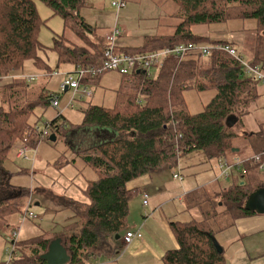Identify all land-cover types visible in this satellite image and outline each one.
Here are the masks:
<instances>
[{
	"label": "trees",
	"instance_id": "1",
	"mask_svg": "<svg viewBox=\"0 0 264 264\" xmlns=\"http://www.w3.org/2000/svg\"><path fill=\"white\" fill-rule=\"evenodd\" d=\"M42 1L64 21V34L55 35L50 48L39 39L44 22L36 0H0V80L12 78L0 86V235L7 233L10 255L1 264H48L41 255L57 238H62L70 253L68 264H87L92 257L112 258L122 250L120 240L128 230L130 204L141 192L132 183L167 165H177L192 151H202L209 160L220 162L227 158L234 138L239 136L235 129L243 128L245 116L261 95L257 89L260 82L245 73L236 57L220 48L226 44L236 47L232 42L211 40L210 36L194 32L192 27L233 18H254L259 33L247 60L264 64V0H167L176 7L174 13L181 12L182 20L174 32L153 34L141 45L122 47L120 53L129 55L161 52L167 47L189 43L212 48L207 56L193 51L186 55L196 56L193 59L179 63L170 58L164 65L152 64L149 71L133 69L121 74L114 70L122 76L121 85L115 89V105H85L79 128L95 127L94 131L105 128L118 134L109 141L76 151L83 165L90 166L95 173V178H86L83 190L86 201L56 196L51 190L38 187H21L15 193L5 186L11 174H15L9 167L22 148H27V156L40 142L56 144L70 130L65 122L58 123L62 117L58 110L55 118L45 122L44 129L30 121L36 108H54L51 99L57 94L50 87H36L22 78L26 62L38 70L44 69L42 73L60 70L63 64L87 70L73 97L79 95L81 102L86 95L83 90L97 85L103 72L110 71L101 66L106 47L90 37L104 38V35L81 15L85 0ZM67 34L73 37H64ZM49 50L57 54L56 66L48 64ZM238 54L241 55L239 51ZM41 64L44 68H40ZM190 91L213 95L201 111L192 113L186 99ZM93 94L94 88L92 95L86 96ZM70 99L67 106L73 107L68 104ZM230 116L238 118L232 128L228 123ZM45 132L49 134L44 135ZM50 132L56 135L54 141L50 140ZM246 138L254 146L255 154L264 151L261 132L249 133ZM76 161L70 160L74 165ZM76 167L84 176L83 169ZM234 172L238 173V179L233 178L227 187L208 190L203 186L186 196V207L193 212L192 217L169 221L178 247L166 251L163 264H228L224 246L221 245L220 253L213 237L233 227L236 219L257 214L246 210L245 203L251 193L264 187V156L258 162L242 161L232 168L231 176ZM16 174L28 175L29 168L20 167ZM40 190L46 200L73 214L58 231H45L34 239L19 240L16 233L19 227L12 225L11 216L21 212L22 218L31 211L28 200Z\"/></svg>",
	"mask_w": 264,
	"mask_h": 264
},
{
	"label": "rangeland",
	"instance_id": "2",
	"mask_svg": "<svg viewBox=\"0 0 264 264\" xmlns=\"http://www.w3.org/2000/svg\"><path fill=\"white\" fill-rule=\"evenodd\" d=\"M112 0H102V4L104 6L105 12L103 13H91L93 18H91V15L88 16L89 20L93 19V24L95 26H100L98 29V33L100 35H104V38H100V36H97L96 38L90 35L92 37L91 39L96 41L97 39L100 40L99 45L103 44L104 47L110 46L111 41L108 39L109 33L112 32L113 28L117 26L120 30V36L118 35L117 41H115V49L116 53H120L122 50V47H131V46H138L143 43H145L149 38L150 35L153 34H171L174 32L176 26L181 22V12L179 10L178 15L174 12H176V7L167 0H125V6L118 10L111 4ZM85 6L81 9V15L84 16V14H87V9L89 8V5H93L91 2H88V0H85ZM38 12L40 14V17L42 18L44 24L40 28V34L39 39L41 43L46 47H52L53 45V37L55 35H60L64 32V21L61 18V16L54 15L51 8L48 6V4L42 0H36ZM89 4V5H88ZM176 5V4H175ZM179 16V17H178ZM98 28V27H97ZM192 30L196 33L203 34L210 36L211 40L215 39H225L229 42H232L234 44L238 51L241 53V55L244 57L246 61L250 58L252 49H254L253 45L256 43L255 38L257 37V22L254 18H233L225 22H216L211 24H202V25H195L192 27ZM70 32V31H69ZM109 32V33H106ZM72 33V32H71ZM259 33V32H258ZM64 34V33H63ZM73 34V33H72ZM64 35V37H73ZM121 39H127L131 45L122 46L124 44H128L126 41L122 45L118 43ZM133 42V43H132ZM103 47V48H104ZM174 47V46H173ZM205 47H197L192 48L191 52L193 51H199L198 53L193 54H199L202 52L204 56H207L211 53L212 47H207V51H204ZM106 50V48H105ZM166 52L162 54V57L157 58H150L149 60L152 62L150 65L155 64L156 65H164L167 61V59L173 58L174 60L178 61L179 63L181 61H187L190 58H195L196 56L191 55L189 57L188 54L185 59L179 60L177 57L175 48H168L165 49ZM50 51V50H49ZM148 52L141 53V55H147ZM46 60L45 56H43ZM145 59V56L143 57ZM250 62V61H249ZM254 63V62H253ZM256 64V63H255ZM40 68H44V65L41 64ZM46 69V68H45ZM75 69V66L70 64H63L60 67L61 71H73ZM44 71V69H42ZM155 69H152L154 71ZM42 71V72H43ZM59 71V70H58ZM154 73V72H153ZM36 80L32 81L33 86H41L42 84L45 85V80L42 77L37 76L35 78ZM47 82H52L49 85H46V88H51L54 92H56L57 95H60L62 97L63 101L67 99V94L63 92V90L58 87L57 78H50ZM122 82V76L121 74L115 72V71H106L103 72L101 79L97 85L89 86L90 88H94V95L93 97H87L81 102L78 97L79 95H76V97L73 99V107H67L62 108L60 113L62 114V117L58 119V123L65 122V125L69 126V132L77 133L78 135L84 136V133H81L82 131H94L93 128H79V125L82 122V116L79 113L82 106H85L87 104L84 103H92V104H98L106 107H113L116 102V94L114 93V89L119 87ZM1 84V81H0ZM212 91L211 89H209ZM208 94V93H207ZM198 94L196 91H190L186 95L187 103L189 105V110H199L201 108L200 104L201 101L198 97ZM68 97H71V94L68 95ZM261 100H263V105L259 106L253 111L252 113V120L251 116H247L248 121L251 122V124H256V126H259L260 124L256 121H264V92L261 96ZM62 104V102H61ZM56 109L53 108H43L38 107L35 109L34 114L31 116L30 121L32 123H37L40 128H45V122L48 118H54L56 116ZM243 112H246V109L243 108ZM65 119L67 121H65ZM68 122V124H67ZM75 127H72V126ZM90 129V130H86ZM236 132L238 131L239 135H241L242 128L239 126L235 129ZM99 134L101 133V129L98 130ZM111 134V132H110ZM109 134V135H110ZM88 136H93V134L90 132ZM242 136V135H241ZM239 137V136H238ZM106 138V137H102ZM246 138V137H245ZM81 139V138H80ZM242 138H234L232 142V148L228 151L229 159L233 160V149L234 145H240L244 141L241 140ZM248 146L250 145V140L246 139ZM75 144L69 143V145L66 144V140H64L63 137L59 138L57 143L58 146L61 147L60 150L63 152V155L70 159L71 152L73 151V148H77V145L80 144V140L77 139L74 141ZM245 143V142H244ZM86 147V146H85ZM83 147V148H85ZM58 149V148H57ZM74 152V151H73ZM75 153V152H74ZM253 153V150H251V147L244 148L242 152L239 154L240 156H247ZM78 162L76 163L79 165V168L83 169L84 176H80V179H85V177L89 179L95 178V173L90 168V166L83 165L82 160L76 155L75 156ZM253 156L245 157V159L240 160L246 161L252 159ZM182 159V158H181ZM180 161V167L179 172L183 176L184 179H189L191 177H196V179H200L201 175L205 170L212 171V166L210 167L207 165L204 161V159H197L196 157L193 159V164L191 163H185L183 164L182 160ZM32 158H21L16 159L14 162L10 165V170L13 171L15 174H12L11 181L16 182L17 179H20L24 182H21V185H27L29 187H34V182L32 175H20L16 174V172L19 170L17 169L18 166H23L26 168L31 169V166H28L29 163H31ZM230 163H234L235 161ZM18 165V166H17ZM15 166L16 169H15ZM209 167V169H208ZM193 168L195 171H193ZM57 170L54 171L53 167L50 170V176L48 182L51 180L50 186L55 189H59L61 187V184L64 180V177L66 176L63 173H60V167L56 168ZM192 172L195 174L192 175ZM170 180H172V187H169L168 190L172 191L174 193L178 192V188L176 187L178 184L181 183L182 180L178 179L175 180L172 175H170ZM231 177V176H230ZM38 180V175L34 177ZM233 181L232 178L227 180H222V185H229ZM86 182V180H85ZM85 184V183H84ZM203 186L197 188L198 190L201 189ZM208 187V190L212 187L210 185H206ZM213 189V188H212ZM217 188L216 190H219ZM170 195L168 197H165L164 200H169L166 203H163L161 206V209L158 210V216H156L157 211H155V218L152 217V214L154 213V210H149L148 213L151 214V219L148 221L149 223V229L150 234L153 236V238L160 244L162 248H170L173 249L176 247V244L174 242V245H170L171 240L168 239L167 233H166V226L164 227L162 225L163 219L162 215L165 214L166 218L168 219V216H171L172 218L175 216V214H178L182 209L183 205L181 202H178L176 200H172L174 198H177V194L169 193ZM75 198H78L80 200L86 201V195L80 193ZM30 203V206L28 210L33 211L35 214L38 215L37 219H26L25 221L21 222V212H15L11 216V223L15 228L19 227V229L16 231L18 234L19 240H27V239H34L38 237L39 235L43 234L45 231H58L60 230L61 226L63 224H66L70 219L69 217L73 214L70 210H64L61 209L60 211H56L53 208L49 207L47 204L40 203L39 205H36L38 203V199L36 197H33V200H28ZM134 205L137 206V208L142 213L143 210H147V208H144L141 205V202H138V198H135ZM34 202V203H33ZM146 207H149L148 205H145ZM49 207V208H48ZM150 208V207H149ZM188 212V214L182 219H190L192 217L193 212L190 208H187L185 210ZM149 217V218H150ZM180 218V217H179ZM141 223L145 220L142 215L140 216ZM161 220V222L159 221ZM169 220V219H168ZM155 221V222H153ZM138 226V225H137ZM144 228L147 231V226L143 225ZM143 228V229H144ZM145 234V232H144ZM149 234V233H148ZM220 232L217 234L219 235ZM118 236L117 238H119ZM7 233L0 235V263L7 262L9 260L8 253H7V246L5 248V253L3 256L2 249H3V242L1 239L5 240V243L7 244ZM219 238V237H218ZM218 240V239H217ZM221 241V239L219 238ZM219 242V241H218ZM221 245L225 246V257L229 264H264V233L261 235H254V236H246V237H240L238 239H234L232 244H228L225 241H221ZM256 245V246H254ZM173 246V247H172ZM233 247V248H232ZM125 247L122 248V250ZM154 248L158 251V246L154 245ZM95 260H99L100 258ZM93 262V260L91 261ZM160 264H163V262H160Z\"/></svg>",
	"mask_w": 264,
	"mask_h": 264
},
{
	"label": "crops",
	"instance_id": "3",
	"mask_svg": "<svg viewBox=\"0 0 264 264\" xmlns=\"http://www.w3.org/2000/svg\"><path fill=\"white\" fill-rule=\"evenodd\" d=\"M88 2H91L93 5L88 4L89 8L87 9V14H84L85 19L88 18L89 15H91V18H93L94 15H92L91 13L95 14V13L105 12L104 6L102 4V0H88ZM86 20H87V22L92 24L94 27H98V29H99L100 26H95L93 24V22H94L93 19L92 20L86 19ZM106 33H108V32H106ZM126 41L128 42V44L122 45ZM118 43L121 44L122 46L131 45L127 39H121L118 41ZM49 54H50V58L48 60V64L50 66H56L57 61H58L57 54L55 52H51V51L49 52ZM52 72L42 73V71L36 69L31 62H26L24 70L21 73V76H22V78H26L28 81H31V82L36 80L35 78L37 76L44 78L45 85L42 84L41 86H36V87H42V86L49 85V83L50 84L52 83V82H47L48 80H50V78H57L58 87L61 88V81L63 80V78L66 76L67 73L72 72V71H70V70H67V71L59 70V74H57V75H52ZM11 80H12V78H9V77L4 78L3 80H0L1 81L0 86H2V84L10 82ZM115 89H114V91H115ZM257 89H258V92L261 93V95L253 103V107H252L251 112L248 115H246L244 118V125L242 128L243 130L241 132L242 136L239 135V137H237L239 139L242 138L241 140H243L245 143L243 142L240 145H234V148H236V149H233L234 156H233L232 161L229 159V156L227 153L226 160L229 163H230V161L233 162V161H236L237 159L242 160V159H245V157L255 155L254 146L251 144V142H250L249 146L251 147V150H253V153L250 155H247V156H240L239 155L244 148L249 147L247 144V141H246V139H248V138H245L249 133L258 134L259 132H261L264 135V121L263 122L262 121H256V123L258 122L260 124L259 126H256V124H251V122L248 121V119H247V116H251V120H252V114H253L252 112L255 111V109L257 107L263 105V100H261V96L263 95V92H264V84L258 83ZM62 90H65V89H62ZM65 91H67L68 94H67L66 100L63 101V99L61 98V102H62L61 107L62 108L68 107L67 102L70 99V97H68V95L71 94V96H73V92H70L69 90H65ZM114 93L116 94V92H114ZM197 93L200 94V95H198V97L201 101V104H200L201 108L199 110H196V111L190 110L192 113H196V112L201 111L203 109L204 105L208 102V100L213 95V93H211V92H197ZM84 104H88V103H84ZM85 107L86 106H82V108L79 112L82 116V120L84 117L82 109H84ZM188 107H189V105H188ZM50 108H52V107L50 106ZM53 109L55 110L56 108H53ZM56 110H58V109H56ZM59 110H61V108ZM56 114H57V111H56ZM51 119L52 118H48L47 120H51ZM237 120H238V118L236 116H230L228 118L229 127L232 128L237 123ZM65 121H67V120L65 119ZM67 124H68V122H67ZM101 130L102 131L100 134H99L98 130H95V131H82L81 133L85 132L84 136L78 135L77 133H72L73 131L69 132V133L66 132L65 135H61L64 138V140H66L67 145H69L70 142L75 144L74 141L77 139L80 140V144L77 145V148L76 149L73 148V151L75 153L73 151L71 152L70 159L63 155V152L60 150L61 147L58 146V143L50 144L46 141H42L39 143L36 150L28 151L27 152L28 157L32 158V161H30L31 163L28 164V166H31V169H29L28 175H32V177L33 176L36 177L38 175V180L33 177V180H35V181H33L34 185H35L34 187H38L40 189H44L47 191L51 190L52 193L56 196H66V197L75 198L74 196H76L80 193H82L84 195L83 190L85 189L86 183H87V182H85L86 177H85V179H80V176H83V175L78 173V169L76 167L77 164L74 165L72 162H70V160L76 159V157H75L77 155L76 151L83 149V147H85V146L87 147L91 144L94 145V143H96V144L103 143V142L109 141L113 138H116L118 136V134L116 132H114V130L105 129V128H103ZM90 132L93 134V136H88ZM110 132H111V134H110ZM237 133H238V131H237ZM51 135H55V133L50 132V136ZM102 137H106V138H102ZM16 157L18 159H21L19 156H16ZM195 157L197 159L203 158L204 159L203 162H205L207 165H209V166L211 165L213 167L212 171H208L206 169L205 172H203L202 175L200 176L201 178L199 180L196 179V177H191L189 179L183 178L181 183L176 186L178 188V192H177L178 194L174 193L172 191H169L168 188L172 187V183H171L172 180H170V178H171L170 175H172V177L175 180L179 179V178L174 177V173L179 172L180 161L175 166L167 165L163 168H160V169L154 171L150 176L142 177L139 180H137L136 182L132 183V186L140 187L141 192H140V195L137 196L138 202H141V205L144 208H147V210L145 209L142 211V213L140 212V210L137 208V206L134 205V203H135L134 200L136 198L135 197L131 201V204H130V214H129V221H128L127 229L128 230H138V229L142 228L143 238L140 240L133 241L128 246H124L123 241L121 239L120 243L122 244L123 247H125L123 250L118 252L112 258H104V257H97L96 258L95 257L96 259L100 258L99 260H95V259H93L94 257H92L87 261V264H160V262H162L163 255L166 253V251L170 250L171 247L170 248H162L160 246V244L150 234L148 221L151 219V217H150L151 214H149L148 211L152 209V210H154L152 217L155 218L156 216H158V210L161 209L162 204L169 201V200L163 201V199L165 197H168L170 195L169 193L177 194V198H174L172 200H176L178 202H181L183 205V209L178 214H175V216L173 218L171 216H168L169 220L166 218L165 214L163 213L162 219H163L164 223H162V225L164 227L166 226L167 237L172 242V243H170V245H174V242H175L176 247H178V243H177V241H176V239H175V237H174V235L170 229L169 221L170 220H184V219H182V217L185 218V216L188 214V212L185 211L187 209V207H186L187 205L185 203L186 196L201 186L210 185V187H212L213 189H217L219 187L221 189V188L225 187V185H222V183H221L222 180H227L230 178L238 179V177H237L238 173L237 172H234L233 175L229 178L221 177L220 176V168H219V164L221 163V161L219 162L218 160H209L202 151L196 150V151H192L190 153H187L186 155H184L182 157L181 160H182L183 164H185V163L193 164V159ZM25 158H27V156ZM76 162H78V160ZM17 166H15V169ZM77 166H79V165H77ZM20 167L21 166H18L17 169H19ZM52 167H53L54 171L57 170L56 169L57 167H60V169H61L60 173L65 172L64 174L66 175L64 177V180H63L61 187L59 189H55V188H52L50 186L51 180L48 182L49 177H51L50 176V170L52 169ZM24 168H26V167H24ZM191 169H193V168H191ZM208 169H209V167H208ZM193 171H195V170L193 169ZM194 174L195 173L192 172V175H194ZM11 177H12V174L6 180V185H5L8 187L9 191H13L16 193L17 190L20 189L21 187L27 186V185H21L20 183L24 182V181H22L20 179H17L16 182H12ZM9 184L12 185V187L9 186ZM41 191H43V190H40L37 193V195L35 196L39 201L38 203H36V205H39L40 203H44V204H47L49 207L53 208L54 210L60 211L61 207L56 205V204H53L49 200H46L40 194ZM144 192L148 193V195H149L148 203H149L150 208L146 207L143 204L142 195ZM75 199H78V198H75ZM30 203L31 202H28V206H30ZM155 211H157L156 216H154ZM141 215L145 219L142 223L140 220ZM159 221L161 222V220H159ZM153 222H155V221H153ZM143 225L148 227L147 231ZM144 232H145V234H144ZM125 233L122 234V237ZM262 233H264V214L257 213L254 215H250V216L241 217V218L236 219L235 225L233 227H230L226 230L221 231L220 234L217 235V239H218L219 243H221V241H225L228 244H232L234 239H238L240 237H246V236H254V235H259V234L261 235ZM218 237L221 239V241L219 240ZM119 239H120V237L118 238V240ZM1 240L3 242V249L1 251H2L3 256H4L5 248H6V246L8 248V245L5 243L4 239H1ZM7 242H8V238H7ZM62 244H63V241H62ZM154 245L158 246V251L154 248ZM254 246H256V245H254ZM7 248H6V250L8 253ZM224 248H225V246H224ZM8 257L10 258L9 253H8ZM92 260H93V262H91Z\"/></svg>",
	"mask_w": 264,
	"mask_h": 264
},
{
	"label": "built area",
	"instance_id": "4",
	"mask_svg": "<svg viewBox=\"0 0 264 264\" xmlns=\"http://www.w3.org/2000/svg\"><path fill=\"white\" fill-rule=\"evenodd\" d=\"M125 0H112L111 4L113 7L116 9L120 10L125 6ZM120 30L117 26H115L112 30V32L109 34L108 39L111 41V45L106 47L105 54H104V60L102 63V69L103 70H110V71H119L121 74H126L130 73L133 69H138V71H149V66L152 63L149 59L150 58H161L162 54L166 52V50H163L161 52H148L147 55H129L125 53H116L115 49V41L118 39V35L120 34ZM197 48L199 46L189 43V44H179L174 47L170 48H175L177 57L179 60H182L186 57V55L191 51L192 48ZM205 47L204 51H207V47L211 46H201ZM167 47L166 49H168ZM222 50L227 51L229 54L232 56L236 57L242 64L243 69L245 73L248 74V76L253 77L260 83L264 84V64H255L253 62L246 61L242 55L238 54V51L236 47L226 44L223 46H220ZM145 56V59L143 58ZM87 71V70H86ZM86 71L82 69L81 67L77 66L74 71L69 72L66 74V76L63 78L61 81V88L62 89H68L70 92H73V96L76 94L80 87V82L84 75L86 74ZM59 74V71H53L52 75H57ZM32 80V79H31ZM84 94L91 96L93 93V87L91 88H85L83 90ZM73 96L71 99H73ZM71 99L68 104L73 106V103L71 102ZM52 106L56 109L61 108V100L58 95H53L52 99ZM49 134L47 132L44 133V135ZM178 151V148H176ZM26 151L27 148H22L19 151V156H24L26 157ZM264 156V151L259 154H255L251 160H254L256 162L260 161V159ZM242 162L237 159L234 163H229L226 159L221 161L219 164L220 168V176L223 178H229L231 176V170L235 166H239ZM175 178H179L180 180L183 179V176L180 174V172H175L174 173ZM143 204L147 205L149 201V195L148 193H143ZM28 217H31L32 219H37L38 215L35 214L33 211H27L23 216H22V221L26 220ZM143 238V231L142 228L138 230H127L126 233L123 235L121 238L123 241L124 246L130 245L133 241L135 240H140Z\"/></svg>",
	"mask_w": 264,
	"mask_h": 264
},
{
	"label": "water",
	"instance_id": "5",
	"mask_svg": "<svg viewBox=\"0 0 264 264\" xmlns=\"http://www.w3.org/2000/svg\"><path fill=\"white\" fill-rule=\"evenodd\" d=\"M68 90V89H65ZM55 135L50 136V140L54 141ZM246 210L264 214V187L257 189L249 195L245 203ZM214 244L218 251L223 252V247L220 245L216 237H213ZM41 258L46 260L48 264H68L70 262V253L62 244V238H57L49 243L47 251L41 255Z\"/></svg>",
	"mask_w": 264,
	"mask_h": 264
}]
</instances>
